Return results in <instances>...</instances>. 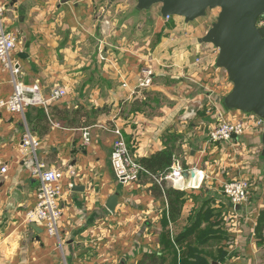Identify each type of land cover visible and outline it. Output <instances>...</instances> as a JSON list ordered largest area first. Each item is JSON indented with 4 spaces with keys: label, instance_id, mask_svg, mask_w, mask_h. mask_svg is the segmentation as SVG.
Instances as JSON below:
<instances>
[{
    "label": "crops",
    "instance_id": "0c3cea01",
    "mask_svg": "<svg viewBox=\"0 0 264 264\" xmlns=\"http://www.w3.org/2000/svg\"><path fill=\"white\" fill-rule=\"evenodd\" d=\"M45 1L9 0L6 23L18 35L13 58L25 86L38 85L45 98L58 87L67 94L28 106L23 114L0 110V264H139L149 253L163 257L165 264H181L190 249L208 264H264L261 135L250 133L235 142L242 150L229 159L234 141H209V131L220 120L242 115L223 106L232 83L216 65L218 53L200 66L194 59L160 62L180 74L160 84L151 38L161 37L170 21L160 11L148 13L127 0L107 5L103 13L81 4L85 0ZM147 66L154 69V85L139 90L141 69ZM12 93V76L0 68V100ZM160 95L174 104L169 111ZM114 126L121 128L136 158L168 147L187 182L195 172L199 175L198 184L183 189L165 180L167 187L185 192L175 220L166 197L154 194L153 176L143 174L136 186L116 179ZM27 129L39 140L38 162L64 174L60 237L26 218L39 185L30 169L34 154L23 146ZM222 163L231 168L229 179H253L248 204L234 208L214 185V178L222 180L215 168L213 173L207 168ZM113 194L118 204L111 212L106 204Z\"/></svg>",
    "mask_w": 264,
    "mask_h": 264
},
{
    "label": "built area",
    "instance_id": "2783aa9c",
    "mask_svg": "<svg viewBox=\"0 0 264 264\" xmlns=\"http://www.w3.org/2000/svg\"><path fill=\"white\" fill-rule=\"evenodd\" d=\"M9 0H0V68L9 71L12 76L13 93L8 99L0 100V110L7 109L13 113H24L28 106L38 104H48L51 101L62 99L67 91L58 87L54 89L50 96L45 98L41 95L38 85L32 87L25 86L19 79L20 64L14 60L13 53L18 45V35L6 25V16ZM167 20L173 16L165 17ZM259 26H264V16L258 21ZM155 72L147 66L141 69V76L138 81L139 90H145L153 86ZM28 92H32L29 96ZM240 117L234 119H222L209 131L210 142H229L242 138L250 133H262L264 120L254 113L243 112ZM112 131L115 139L111 151V167L116 179L122 184H135L140 181L146 171L136 158L121 131V128L114 126ZM88 133L85 134L86 140ZM23 146L34 154V164L31 166V173L39 180L37 189V202L33 209L27 211L26 218L30 222L42 224L51 236L60 237L59 225L62 218V208L60 206L61 181L63 172L58 169H45V166L38 162L36 150L39 146L38 138L29 130L24 134ZM6 167H2L1 172H6ZM185 169L180 166H172L165 173L160 174L159 180H170L176 188L179 179L184 177ZM158 180V181H159ZM224 193L233 204L234 208L247 204L250 198L251 183L247 178H234L227 182Z\"/></svg>",
    "mask_w": 264,
    "mask_h": 264
},
{
    "label": "water",
    "instance_id": "95a60500",
    "mask_svg": "<svg viewBox=\"0 0 264 264\" xmlns=\"http://www.w3.org/2000/svg\"><path fill=\"white\" fill-rule=\"evenodd\" d=\"M155 5L160 6L163 17L179 16L186 22L219 9L202 41L218 49L216 65L227 72L232 83L223 106L264 120V26L258 25L264 16V0H137L136 6L149 10ZM261 154L264 157V126ZM117 204L118 194H113L106 206L114 212Z\"/></svg>",
    "mask_w": 264,
    "mask_h": 264
},
{
    "label": "rangeland",
    "instance_id": "374dc122",
    "mask_svg": "<svg viewBox=\"0 0 264 264\" xmlns=\"http://www.w3.org/2000/svg\"><path fill=\"white\" fill-rule=\"evenodd\" d=\"M46 1L44 2L43 5H46L47 3H50L53 1L55 2V5L57 3L61 4L64 0H46ZM67 1L69 2L70 0H67ZM117 1H121V0H114L112 2H110V0H85L81 4H84L86 7H89V6L96 7V8L101 10V13H103V11H105V9H107V5L109 3L113 5ZM127 2L133 6L137 5V0H127ZM142 11H145L148 13L153 11L154 13H157L158 11H160V6L155 5L152 8H150L149 10H142ZM218 13H219V9L208 10L206 16L198 18L192 22H185L184 18L179 17V16H174V17H179V18H176V20L167 24V26L165 27V30L163 32V35L161 37L157 38L155 36L154 40H153V38H151L152 43L155 44V62H156L155 69L157 70L155 72L158 74L157 81L160 84L165 81V79L168 77V75H170V77L171 76L179 77L178 75H180L178 70H174V71L171 70L170 71V70L163 69L162 64H160V62L173 61V60H174V62H179V61H181V62H188L189 61L190 62L191 60L193 61V59H194L198 63V65L200 66V65H202L203 62L211 61L212 56L214 57V55H216V53H218V49L215 48L212 44L204 43L203 41L198 42V39L199 38L202 39V37L206 34L208 29L216 21ZM6 25H7V23H6ZM7 27H8V25H7ZM194 37H196L195 42L193 40ZM194 44L197 46V48H195V49L193 48ZM191 48H193V49L191 50ZM177 49H180V50H177ZM193 50H194V52H193ZM167 57H171V58H167ZM173 73L176 74L177 76L173 75ZM170 91H171V93L176 94L177 88H175V86L171 85ZM145 92L149 93L150 90H147ZM159 99L165 101L164 105H165V110H167V111H169V109L172 108L174 105L168 99H165L164 95H160ZM229 110H232V109H229ZM240 113L244 114L242 111ZM252 134H254V132ZM247 135H249V134H247ZM260 135L262 138V133H260ZM239 140H241V138L234 140V142H231L233 144H229L230 148H234V151H232V149H228L230 154H231L230 155L229 153H227L228 159L231 157L235 158V155H237L238 152L240 153V151L242 150L240 148L241 145L238 146L240 144ZM235 142L236 143L239 142V144L238 145L236 144L234 146ZM212 143L217 144L218 142H212ZM128 144L131 145V143H128ZM261 149H262V147H261ZM131 151H132V154L135 157H137L135 155L136 151H134L132 149H131ZM222 158L223 157H221L220 159H222ZM138 159H139V157H138ZM226 160L227 159H222L223 163H225ZM223 163L220 164L219 166L214 165L213 168H207V167H205V168L208 169L207 173H213L214 170H211V169H214V168L216 169L215 173L216 174L219 173L220 179L222 181L216 182L217 179L214 178V185L218 186L219 191H221L223 193V195L225 196V198L227 199L228 197L225 195L223 187L227 182L232 180V179H229V174H228V172H229L228 170H231V168L228 165L223 166ZM177 166H179V165H177ZM180 167L183 168L182 166H180ZM215 173L210 174V177H215V175H216ZM241 177L247 178L250 181L251 190H252L253 186H256V185H253V179L252 178H249L248 176H241ZM236 178H238V177H235V179ZM143 179H144V177L142 178V180ZM125 185H133V184H125ZM133 186H136V185H133ZM250 194H251V192H250ZM248 203H249V201L247 202V204Z\"/></svg>",
    "mask_w": 264,
    "mask_h": 264
},
{
    "label": "trees",
    "instance_id": "16d2710c",
    "mask_svg": "<svg viewBox=\"0 0 264 264\" xmlns=\"http://www.w3.org/2000/svg\"><path fill=\"white\" fill-rule=\"evenodd\" d=\"M171 22H173L172 19L168 21V24ZM139 161L142 163L144 169L150 172L151 176L154 177L153 180L156 183L153 187L154 194L158 197H166L169 205L170 217L172 220H175L182 211L185 201V192L167 187L165 180H159L160 174L169 171L174 163L173 151L166 147L155 151L151 156L139 158ZM206 232L207 231H204V233ZM194 254L195 251L192 249H190V251H185L183 256L184 260L181 264H208L205 257ZM139 264H165V259L158 254L149 253L144 256Z\"/></svg>",
    "mask_w": 264,
    "mask_h": 264
},
{
    "label": "bare ground",
    "instance_id": "6f19581e",
    "mask_svg": "<svg viewBox=\"0 0 264 264\" xmlns=\"http://www.w3.org/2000/svg\"><path fill=\"white\" fill-rule=\"evenodd\" d=\"M198 177H199V175L196 172H195V175H194L193 179L190 182H187L185 177H182L181 179H179V180L182 181V183L180 185L184 186V185H186L188 183H189V185L198 184L199 183V178Z\"/></svg>",
    "mask_w": 264,
    "mask_h": 264
}]
</instances>
